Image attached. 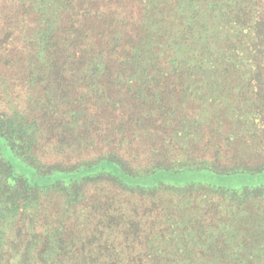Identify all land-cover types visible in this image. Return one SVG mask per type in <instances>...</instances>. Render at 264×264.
Listing matches in <instances>:
<instances>
[{"label": "trees", "instance_id": "trees-1", "mask_svg": "<svg viewBox=\"0 0 264 264\" xmlns=\"http://www.w3.org/2000/svg\"><path fill=\"white\" fill-rule=\"evenodd\" d=\"M195 104L264 123V0H0V264H264V228L245 206L264 187L152 181L264 172L165 146L206 122L216 133ZM96 110L107 144L153 129L164 146L138 165L140 150L121 146L84 154L103 139ZM104 180L120 191L88 193Z\"/></svg>", "mask_w": 264, "mask_h": 264}, {"label": "rangeland", "instance_id": "rangeland-1", "mask_svg": "<svg viewBox=\"0 0 264 264\" xmlns=\"http://www.w3.org/2000/svg\"><path fill=\"white\" fill-rule=\"evenodd\" d=\"M209 105V102L207 103ZM201 106V105H200ZM191 108L193 111H191ZM210 108V111L208 112H200L198 104L190 106L189 114L192 115L195 114L197 111H199L202 117L206 118V121L214 120L212 122V125L218 127H214L215 129L213 131H216V133H210L211 126H207L209 122H206L203 129H197L192 131V135L189 138V141L187 143L182 145L175 144V139L172 138V134H169V136H164V138L170 139V144H166L165 146H186L187 148H194V146H200L202 148L203 146H208L210 148V153L213 154L214 150L218 151L219 158L218 163L220 164H233V163H239V164H249L250 166L257 167L260 164L264 163V123L256 125V122L252 119H249V117H252V114L242 115V111H239L238 107L236 109V112L234 113H228L223 105H219L216 108L208 107ZM216 112H214V110ZM262 112L264 118V108L262 107ZM96 114L100 116L101 110H96ZM182 116L178 118V116H171L170 118H174L175 120H179ZM98 118V117H97ZM99 121L97 122L98 125H100V131H103V136H101V141L97 144H91V145H85V148L83 149L84 154L91 152V154H98L101 151L108 150L109 148L112 149L114 147H119L118 150H120L122 153L125 151L127 153H124V155L127 157L130 152L132 155L133 150H140L141 152V158L138 161H133V164L141 163L144 164L145 161L148 158V147L150 146H164L161 141H159V136L156 135V133H161V131L158 130H151V131H141L138 130L136 133L134 131L129 132L128 134L125 133V136L127 137V142L123 143H112L107 144L105 142V115H101L99 118ZM249 119V120H248ZM158 124V122L156 123ZM92 129V128H91ZM219 130V132H217ZM232 134L231 138L228 139V135ZM121 136L120 134L118 135ZM161 136V135H160ZM161 138V137H160ZM58 139V138H56ZM74 144V145H73ZM72 146H79L76 143H73ZM0 146H4L3 140L0 138ZM193 146V147H192ZM87 149V150H86ZM115 149V148H114ZM200 152V151H199ZM195 152V154L199 153ZM209 154V153H208ZM207 154V155H208ZM210 155V154H209ZM208 155V156H209ZM8 158L11 160V162L20 170L25 169L23 165L20 162H17L15 158H13L12 155H8ZM212 158V157H210ZM57 157H52V162L57 161ZM154 161V159H151ZM50 162V161H49ZM114 170V169H113ZM31 177V175H29ZM152 179V178H151ZM153 180H162L166 183L177 185V186H187V185H209V186H216L221 187L224 189L229 190H236V191H243L247 188H259L264 187V172L263 173H257V174H232V175H224V174H218L214 173L212 171L208 170H200V171H184L179 173H173V172H158L155 174V177ZM150 181V182H152ZM104 189V192L106 195H115L120 191V188H117V186L108 181L104 180L102 182H93L91 183L87 188L88 193L93 192L92 189L94 188ZM98 189V190H99ZM97 190V191H98ZM129 194L125 193L119 196L120 201H124L125 198L128 199ZM250 200L247 203V209L248 212L255 216L253 220L249 222L250 226L257 227L258 224H261L264 228V195L261 194H252L250 195ZM131 198H133L131 196ZM135 199V198H134ZM133 200V199H131ZM130 200V201H131ZM142 205L141 203H138ZM154 206L153 202H148L143 206L144 209L150 206ZM257 209L261 210L260 215H256L255 212ZM140 210V209H139ZM142 211V209L140 210ZM155 218V216H153ZM145 220L151 219L149 216L145 215ZM143 225V224H142ZM121 240L120 238H117V241ZM145 241V239H143ZM143 244V243H142ZM201 257L203 255H200ZM264 262V253L262 254L260 260Z\"/></svg>", "mask_w": 264, "mask_h": 264}]
</instances>
